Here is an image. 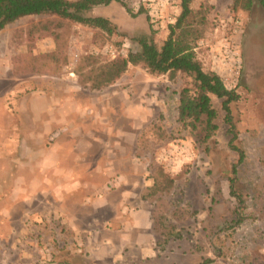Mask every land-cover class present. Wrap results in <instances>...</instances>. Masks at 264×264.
I'll list each match as a JSON object with an SVG mask.
<instances>
[{
    "label": "rangeland",
    "instance_id": "374dc122",
    "mask_svg": "<svg viewBox=\"0 0 264 264\" xmlns=\"http://www.w3.org/2000/svg\"><path fill=\"white\" fill-rule=\"evenodd\" d=\"M120 1L87 13L108 19L111 35L55 15L0 31V264H62L71 252L112 264L98 242L115 210L93 201L108 193L114 207L118 189L128 209L150 219L126 231L125 257L166 237V250L184 253L177 264H264V10L190 4L204 8L196 58L239 95L229 104L238 163L222 99L211 96L217 129L207 141L178 122L177 94L189 77L129 66L111 85L91 87L99 65L138 51L140 36L159 47L180 13V0ZM233 167L240 200L228 192ZM119 212L128 223L130 212ZM238 215L244 221L233 226Z\"/></svg>",
    "mask_w": 264,
    "mask_h": 264
},
{
    "label": "trees",
    "instance_id": "16d2710c",
    "mask_svg": "<svg viewBox=\"0 0 264 264\" xmlns=\"http://www.w3.org/2000/svg\"><path fill=\"white\" fill-rule=\"evenodd\" d=\"M113 1L121 2L120 0H0V31L6 25L24 17L55 15L72 23L98 29L100 32L111 35L115 33L116 27L108 19L101 16H88L87 13L93 8L108 6ZM192 1L180 0V13L175 22L167 26V36L159 47L155 46L154 41L147 36H140L137 40L140 47L138 51H129L125 57L119 56L99 65L91 87L98 89L111 85L129 66H140L151 75L167 74L173 78L176 74H182L189 77L191 80L189 85L183 86L177 94L178 122L184 128L203 132V141H207L217 129L215 124L217 114L211 106V96L222 99L221 108L225 112L224 121L229 125V133L232 135L228 143L238 153V163H241L244 158L243 153L232 143L236 138V133L229 109V104L237 101L239 95L236 94L235 89H228L217 74L204 71L196 58L194 48L203 35L200 26L204 24L205 18L203 7L196 12L191 9ZM254 2H257L264 10V0H233L232 9L249 10ZM126 10L130 13L129 9ZM138 13L141 14V10ZM236 174V169L233 167L232 177L228 179V192L240 200L241 196L234 189ZM171 183L168 182V184ZM157 190L155 183L148 188L151 193ZM243 221V217L238 215L233 226H238Z\"/></svg>",
    "mask_w": 264,
    "mask_h": 264
},
{
    "label": "crops",
    "instance_id": "0c3cea01",
    "mask_svg": "<svg viewBox=\"0 0 264 264\" xmlns=\"http://www.w3.org/2000/svg\"><path fill=\"white\" fill-rule=\"evenodd\" d=\"M162 26V24H161ZM121 179V176L118 178ZM116 178V180L118 181ZM118 185L120 184L117 182ZM116 192L119 193L120 198L119 202L116 206H111L108 203V193H104L103 196L95 198L93 203L97 204L98 206H104L106 208H112L115 210V214L109 220H105L101 227L99 228L101 232V238L99 239L98 244L100 245V250L98 252H104L105 257L108 256L112 264H122L125 260L130 261V263L134 264H177L180 261V257L184 254L183 252L174 253L170 249H165L166 245H168L171 239H165L162 241L164 244L153 243L152 239H148L145 242V245L138 246L139 257H125L127 248L126 244L128 240L126 237V231L129 229H147L150 225L149 215L145 213L146 211L142 208L139 210L136 208H129L130 206L127 201L129 200L128 192L123 191L122 189H118ZM140 199H142V193L140 195ZM132 206V205H131ZM121 208L128 210L130 213L128 216V223L127 221L124 223V217L120 216L121 213L119 212ZM10 212L5 209L2 214H9ZM119 217L121 220L119 221ZM118 222L119 224H116ZM78 231V230H76ZM86 240L82 242L84 244L86 251L87 249H91L92 245L90 244L91 240L88 237H85ZM117 251L115 252V250ZM111 252V253H110ZM72 254H68L66 256L69 259L63 257V260L60 261L62 264H74L73 261L75 257L79 258V263L77 264H87L93 260L91 254H88L85 259L82 258V255L76 254L75 252H71ZM110 253V254H109ZM99 256V253H97ZM164 256V257H163ZM76 261V259H75ZM205 264H209L211 261L206 262ZM90 264V263H89Z\"/></svg>",
    "mask_w": 264,
    "mask_h": 264
}]
</instances>
